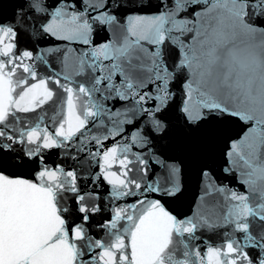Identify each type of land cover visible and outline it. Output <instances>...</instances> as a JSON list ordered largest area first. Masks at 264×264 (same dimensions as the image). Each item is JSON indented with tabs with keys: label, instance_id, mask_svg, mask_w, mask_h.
I'll list each match as a JSON object with an SVG mask.
<instances>
[{
	"label": "snow or ice",
	"instance_id": "6c2138e0",
	"mask_svg": "<svg viewBox=\"0 0 264 264\" xmlns=\"http://www.w3.org/2000/svg\"><path fill=\"white\" fill-rule=\"evenodd\" d=\"M0 174L71 264H264V0H0Z\"/></svg>",
	"mask_w": 264,
	"mask_h": 264
},
{
	"label": "water",
	"instance_id": "95a60500",
	"mask_svg": "<svg viewBox=\"0 0 264 264\" xmlns=\"http://www.w3.org/2000/svg\"><path fill=\"white\" fill-rule=\"evenodd\" d=\"M53 198L42 183L0 174V264H23L25 259L32 264H71L73 249L66 233L55 245L41 247L62 223L55 217Z\"/></svg>",
	"mask_w": 264,
	"mask_h": 264
}]
</instances>
